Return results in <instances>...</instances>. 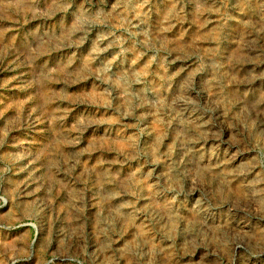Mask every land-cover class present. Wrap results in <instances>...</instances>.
I'll return each instance as SVG.
<instances>
[{"label":"rangeland","instance_id":"rangeland-1","mask_svg":"<svg viewBox=\"0 0 264 264\" xmlns=\"http://www.w3.org/2000/svg\"><path fill=\"white\" fill-rule=\"evenodd\" d=\"M263 184L264 0H0V264H264Z\"/></svg>","mask_w":264,"mask_h":264},{"label":"bare ground","instance_id":"bare-ground-1","mask_svg":"<svg viewBox=\"0 0 264 264\" xmlns=\"http://www.w3.org/2000/svg\"><path fill=\"white\" fill-rule=\"evenodd\" d=\"M204 1V0H203ZM210 1V0H209ZM65 3V2H64ZM261 3V2H260ZM146 5V4H145ZM259 5V4H258ZM171 7V6H170ZM244 8V7H243ZM251 8V7H250ZM254 9V8H253ZM85 10V9H84ZM251 10V9H250ZM87 11V10H86ZM261 11V10H260ZM261 13V12H260ZM127 15V14H126ZM131 15V14H130ZM256 15V14H255ZM150 17V16H149ZM129 18V17H128ZM131 18V17H130ZM141 18V17H140ZM141 20V19H140ZM260 20V19H259ZM238 22V21H237ZM262 22V21H261ZM239 23V22H238ZM216 24V23H215ZM244 24V23H243ZM246 25V24H245ZM153 26V25H152ZM219 27V26H218ZM149 28V27H148ZM248 28V27H247ZM260 30H262V29H260ZM105 31V30H104ZM150 31V30H149ZM77 33V32H76ZM242 33V32H241ZM245 33V32H244ZM249 33V32H248ZM263 33V32H262ZM86 34V33H85ZM240 34V33H239ZM244 35V34H243ZM242 35V36H243ZM241 36V35H240ZM109 38V37H108ZM154 38V37H153ZM247 38V37H246ZM87 39V38H86ZM244 39V38H243ZM110 40V39H109ZM156 40H157V38H156ZM166 40V39H165ZM140 41H141V39H140ZM96 42V41H95ZM100 42V41H99ZM179 42V41H178ZM107 43V42H106ZM181 43V42H180ZM99 46V45H98ZM103 46V45H102ZM213 46V45H212ZM100 47V46H99ZM112 47V46H111ZM172 47V46H171ZM114 49V48H113ZM253 53V52H252ZM99 56V55H98ZM113 57H114V55H113ZM257 58V57H256ZM104 62V61H103ZM163 62V61H162ZM95 63V62H94ZM163 64V63H162ZM97 66V65H96ZM110 66V65H109ZM168 66V65H167ZM60 67V66H59ZM182 67V66H181ZM233 67H235V66H233ZM49 68V67H48ZM186 69V68H185ZM184 70V69H183ZM112 71V70H111ZM143 71V70H142ZM235 73V72H234ZM246 73V72H245ZM101 74V73H100ZM179 74V73H178ZM188 74V73H187ZM236 74V73H235ZM39 78V77H38ZM244 78V77H243ZM183 79V78H182ZM46 81V80H45ZM99 81V80H98ZM128 81V80H127ZM83 82V81H82ZM173 83V82H172ZM101 84V83H100ZM107 85V84H106ZM135 85V84H134ZM174 86V85H173ZM40 87V86H39ZM178 87V86H177ZM111 89V88H110ZM178 89V88H177ZM208 89V88H207ZM216 91V90H215ZM126 92V91H125ZM176 92V91H175ZM155 93V92H154ZM214 93V92H213ZM124 94V93H123ZM126 94V93H125ZM124 94V95H125ZM156 94V93H155ZM166 94V93H165ZM211 94V93H210ZM133 95V94H132ZM167 95V94H166ZM143 96V95H142ZM212 96V95H211ZM131 97V96H130ZM129 97V98H130ZM157 97V96H156ZM245 97V96H244ZM257 97V96H256ZM145 98V97H144ZM39 99V98H38ZM120 100V99H119ZM208 100V99H207ZM124 101V100H123ZM32 102V101H31ZM125 102V101H124ZM120 104V103H119ZM77 105V104H76ZM179 105V104H178ZM198 105V104H197ZM113 106V105H112ZM176 107V106H175ZM55 109V108H54ZM188 110V109H187ZM225 110V109H224ZM185 111V110H184ZM216 112V111H215ZM185 114V113H184ZM171 116V115H170ZM182 116V115H181ZM157 117V116H156ZM177 117V116H176ZM185 117V116H184ZM192 117V116H191ZM161 120V119H160ZM171 120V119H170ZM204 120V119H203ZM218 120V119H217ZM168 121V120H167ZM175 121V120H174ZM195 122V121H194ZM200 122V121H199ZM174 123V122H173ZM172 123V124H173ZM188 123V122H187ZM214 124V123H213ZM106 125V124H105ZM178 125V124H177ZM180 126V125H179ZM93 127V126H92ZM181 127V126H180ZM204 127V126H203ZM39 128V127H38ZM189 128V127H188ZM246 128V127H245ZM184 129H185V127H184ZM247 129V128H246ZM95 130V129H94ZM122 130V129H121ZM170 130V129H169ZM183 130V129H182ZM204 130V129H203ZM210 130V129H209ZM57 131V130H56ZM164 131V130H163ZM162 131V132H163ZM173 131V130H172ZM185 131H187V130H185ZM184 131V132H185ZM99 132V131H98ZM165 132V131H164ZM106 133V132H105ZM167 133V132H166ZM183 133V132H182ZM77 134V133H76ZM185 134V133H184ZM92 135V134H91ZM186 135V134H185ZM176 136V135H175ZM72 137V136H71ZM179 137H180V135H179ZM71 140V139H70ZM74 140V139H73ZM151 141V140H150ZM177 141V140H176ZM81 142V141H80ZM199 142V141H198ZM43 143V142H42ZM79 143V142H78ZM172 143V142H171ZM176 143V142H175ZM225 143V142H224ZM197 144V143H196ZM167 145V144H166ZM165 145V146H166ZM180 145V144H179ZM178 145V146H179ZM70 147V146H69ZM72 147V146H71ZM75 147V146H74ZM188 147V146H187ZM205 148V147H204ZM157 150V149H156ZM159 150V149H158ZM157 150V151H158ZM179 150V149H178ZM188 150V149H187ZM113 151V150H112ZM132 151V150H131ZM232 151V150H231ZM95 152V151H94ZM75 153V152H74ZM173 153V152H172ZM200 153V152H199ZM205 153V152H204ZM230 153V152H229ZM210 154V153H209ZM239 156V155H238ZM183 157V156H182ZM207 157V156H206ZM216 157H217V153H216ZM220 157H221V155H220ZM30 158V157H29ZM177 158V157H176ZM188 158V157H187ZM214 158V157H213ZM224 158V157H223ZM225 159V158H224ZM200 160V159H199ZM213 160V159H212ZM198 161V160H197ZM221 161V160H220ZM219 161V162H220ZM183 162V161H182ZM208 162V161H207ZM236 164H238V163H236ZM240 164V163H239ZM171 165V164H170ZM173 165V164H172ZM209 165V164H208ZM229 165V164H228ZM226 166V165H225ZM237 168V167H236ZM235 168V169H236ZM172 169V168H171ZM209 169H211V168H209ZM212 169H214V168H212ZM223 169V168H222ZM51 170V169H50ZM219 170V169H218ZM252 170H254V169H252ZM52 171V170H51ZM221 171V170H220ZM197 172V171H196ZM152 173V172H151ZM165 173V172H164ZM216 174V173H215ZM150 175H152V174H150ZM173 175V174H172ZM230 176V175H229ZM238 176V175H237ZM234 177V176H233ZM251 177V176H250ZM219 178H221V177H219ZM231 178V177H230ZM244 178H245V176H244ZM257 178V177H256ZM242 182V181H241ZM38 183V182H37ZM45 183V182H44ZM230 184V183H229ZM264 185V184H263ZM251 188V187H250ZM253 190V189H252ZM247 192V191H246ZM190 195V194H189ZM252 196H254V195H252ZM261 196V195H260ZM154 197V196H153ZM263 201V200H262ZM260 202V201H259ZM261 203V202H260ZM201 206V205H200ZM163 209V208H162ZM197 210V209H196ZM239 211V210H238ZM229 214V213H228ZM230 217V216H229ZM238 218V217H237ZM231 223V222H230ZM227 224V223H226ZM258 227V226H257ZM238 229H239V227H238ZM247 230H249V229H247ZM255 231V230H254ZM242 232V231H241ZM248 232V231H247ZM246 233V232H245ZM256 233V232H255ZM259 233V232H258ZM260 238V237H259ZM262 252V251H261ZM128 254V253H127Z\"/></svg>","mask_w":264,"mask_h":264}]
</instances>
